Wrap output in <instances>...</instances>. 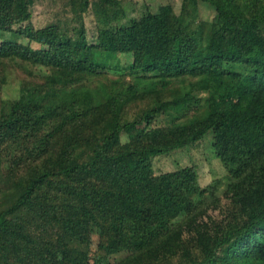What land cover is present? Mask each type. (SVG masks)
I'll return each mask as SVG.
<instances>
[{"label":"trees","instance_id":"obj_1","mask_svg":"<svg viewBox=\"0 0 264 264\" xmlns=\"http://www.w3.org/2000/svg\"><path fill=\"white\" fill-rule=\"evenodd\" d=\"M33 5L0 0V264H264V0H184L93 43L91 0L73 27L35 28ZM208 136L223 179L155 173Z\"/></svg>","mask_w":264,"mask_h":264},{"label":"rangeland","instance_id":"obj_2","mask_svg":"<svg viewBox=\"0 0 264 264\" xmlns=\"http://www.w3.org/2000/svg\"><path fill=\"white\" fill-rule=\"evenodd\" d=\"M71 0H34L31 7L33 15L32 23L35 28H42L51 23H66L70 27L76 26L77 21L71 10ZM184 0H91L88 11L84 14V23L87 29L89 41L93 43L98 35L101 23L110 22L113 26L118 27L121 24H128L132 19H140L148 12L157 13L161 6H171L177 14H181ZM216 10L206 3H199L198 17L192 21V30L198 31L203 28V36H199L201 45L206 43L204 38L207 37L209 26L216 19ZM34 49L39 48L32 45ZM122 66L132 61L130 56L120 57ZM40 74L44 73L43 68L37 69ZM105 75L113 78H124L131 80V76L127 73L108 72L104 70ZM164 76L165 73H161ZM124 76V77H123ZM103 77V76H102ZM111 77V78H112ZM19 87L18 79H14L9 87L4 90V97L12 99L17 96ZM139 109V108H138ZM135 113L138 112L134 110ZM212 137L208 136L202 141L191 147L177 150L169 155L160 156L154 159V169L157 175L173 172L178 169L195 166L200 174V184L206 187L214 180H221L226 176V171L221 162L215 157L212 150ZM61 157L55 158V163L60 166L63 163ZM97 231V230H96ZM99 244V236L95 232L92 237L93 253L97 251Z\"/></svg>","mask_w":264,"mask_h":264}]
</instances>
